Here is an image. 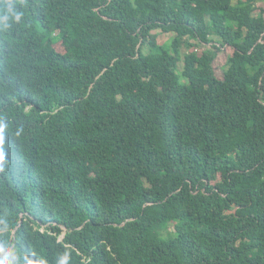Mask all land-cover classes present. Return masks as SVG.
<instances>
[{"label":"trees","instance_id":"16d2710c","mask_svg":"<svg viewBox=\"0 0 264 264\" xmlns=\"http://www.w3.org/2000/svg\"><path fill=\"white\" fill-rule=\"evenodd\" d=\"M0 151V264H264V0H0Z\"/></svg>","mask_w":264,"mask_h":264},{"label":"rangeland","instance_id":"374dc122","mask_svg":"<svg viewBox=\"0 0 264 264\" xmlns=\"http://www.w3.org/2000/svg\"><path fill=\"white\" fill-rule=\"evenodd\" d=\"M263 3H259L258 4V7H262ZM153 34H156L158 37H157V40H158V43L160 45H164V44H171V42H173L174 38H175V35L169 33V34H166V33H162L160 30H156L153 32ZM56 50L60 53H64V49L62 47V44L59 43L55 46ZM209 49V46L208 45H204L203 48H200V49H196L197 52L201 53L203 50H207ZM149 51V48L146 49V53H148ZM187 52V51H186ZM233 51L231 48L229 47H225L224 49H222V52L219 54L216 62H215V70H216V73L218 75V77H221L222 74H223V69H224V66H225V63L227 62V59L232 55ZM91 167V165L89 166Z\"/></svg>","mask_w":264,"mask_h":264},{"label":"clouds","instance_id":"9594fccd","mask_svg":"<svg viewBox=\"0 0 264 264\" xmlns=\"http://www.w3.org/2000/svg\"><path fill=\"white\" fill-rule=\"evenodd\" d=\"M9 10L11 11V6H9ZM21 13H15L14 18L16 21H19L21 18ZM7 19V17H5ZM0 159H2V151H0ZM14 235V232H13ZM63 237V236H62ZM61 264H68V257L67 255L64 256L63 260L61 261Z\"/></svg>","mask_w":264,"mask_h":264}]
</instances>
